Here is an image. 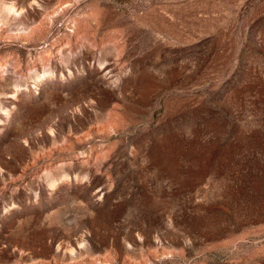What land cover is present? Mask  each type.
Listing matches in <instances>:
<instances>
[{"label":"rangeland","instance_id":"rangeland-1","mask_svg":"<svg viewBox=\"0 0 264 264\" xmlns=\"http://www.w3.org/2000/svg\"><path fill=\"white\" fill-rule=\"evenodd\" d=\"M0 264H264V0H0Z\"/></svg>","mask_w":264,"mask_h":264}]
</instances>
